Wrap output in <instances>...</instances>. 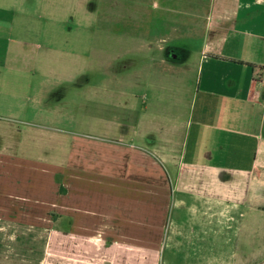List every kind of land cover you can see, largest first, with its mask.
<instances>
[{
  "label": "crops",
  "instance_id": "0c3cea01",
  "mask_svg": "<svg viewBox=\"0 0 264 264\" xmlns=\"http://www.w3.org/2000/svg\"><path fill=\"white\" fill-rule=\"evenodd\" d=\"M123 10L125 36L142 44L144 99L160 107L166 92L174 102L169 129L138 138L161 161L135 152L136 136L121 159L136 175L124 179L20 161L29 170L11 165L0 182V225L45 230L40 211H56L57 232L77 239V264L162 254L168 264H251L264 255V0H128ZM60 175L77 187L55 200Z\"/></svg>",
  "mask_w": 264,
  "mask_h": 264
},
{
  "label": "rangeland",
  "instance_id": "374dc122",
  "mask_svg": "<svg viewBox=\"0 0 264 264\" xmlns=\"http://www.w3.org/2000/svg\"><path fill=\"white\" fill-rule=\"evenodd\" d=\"M127 1L0 0V182L11 165L14 173L29 170L16 165L20 161L47 171L80 165L123 179L128 172L136 175V168L127 172L121 161L135 136V152L161 161L138 138L148 127L169 129L174 102L166 92L169 102L161 108L144 99L143 83L137 81L138 73H147L138 65L142 44L124 34ZM154 60L156 54L147 56L148 64ZM62 180L60 175L52 183L55 200L77 187ZM40 213L35 212L52 230L0 225V264H77V239L66 241L57 232L61 215ZM163 256L158 262L151 256L147 264H168ZM251 264H264V255Z\"/></svg>",
  "mask_w": 264,
  "mask_h": 264
}]
</instances>
